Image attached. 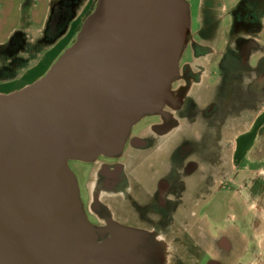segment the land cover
Wrapping results in <instances>:
<instances>
[{"label":"water","instance_id":"obj_1","mask_svg":"<svg viewBox=\"0 0 264 264\" xmlns=\"http://www.w3.org/2000/svg\"><path fill=\"white\" fill-rule=\"evenodd\" d=\"M189 0H97L35 81L0 93V264H165L153 231L92 222L70 160L122 155L147 115L181 106Z\"/></svg>","mask_w":264,"mask_h":264},{"label":"rangeland","instance_id":"obj_2","mask_svg":"<svg viewBox=\"0 0 264 264\" xmlns=\"http://www.w3.org/2000/svg\"><path fill=\"white\" fill-rule=\"evenodd\" d=\"M96 1L97 0H60L55 3L49 19L50 27L47 35L50 41L59 40L58 44L53 49L54 52L52 55H49V57H51L48 61L40 64V66L38 65L39 67L35 70L33 69L29 75L23 78L24 80L22 79L23 82L31 83L48 71L50 66L76 39L84 19L94 9ZM189 1L191 2L192 8V39L201 44L207 42L214 47L217 52L218 60L220 58L221 61H225L223 69L215 72L216 68L211 65L208 71L209 73L213 71V74L210 76H200V80L192 85V87L188 88L186 94L188 93L190 100H183L181 110L176 114L180 122L179 126L169 135L157 141L156 144L158 146L155 144L150 148L136 149L133 150L134 153L130 151L131 148H127L124 151V162L127 164L125 168L129 170L137 169L138 172L141 170L143 174H148L154 169L159 177H162L165 173H170L171 171L169 170L177 169L178 167L183 172L186 161L195 160L200 164L190 180L187 179L188 176L185 178L183 187L186 185L188 186V184L191 186L189 188V193L183 197L184 202L171 213L170 220L168 221L171 233L165 238L163 235L160 236L162 232L161 228L151 230L165 242V264H199L196 260L200 258L198 255L202 250L200 247H206L204 244V237L206 231H209V220L205 217L207 212L204 209L203 200H206V198L211 200L212 194L215 196V191L219 188V184L222 183L223 180H225V188L229 186L232 189H236L240 187V185H248L251 178L249 173L244 170H240L239 172L232 170L236 169L238 164L233 165L232 160L228 157H231V154L235 151L233 142L237 140L238 135L241 136L247 131L248 123L253 119V110L249 109L250 111L245 112V123L240 122L241 117L234 118V116L230 115V113L233 115L240 113L236 110L229 112L230 117L225 118L224 123L216 125L213 123L214 119H205L202 115L197 116L198 113L200 114L201 110L207 113L205 110L212 102H215L213 100L215 88L219 89V92L224 96L225 104H230L231 99L236 95L240 96L248 93L254 95L256 101L254 105L259 106L264 111V103L260 102L257 97L259 96L261 100L264 99V53L263 56L257 54L255 56L256 58L249 62L251 69L243 70L242 64L236 63L238 60L237 58L241 57L238 47L240 39H250L254 36L256 44L264 48V0H254L258 3V5H255V15L251 12L254 17L251 16V18L246 21L245 18L242 17H235L234 20H231V14L238 5L243 12V7H245V2H247V0ZM251 20L255 22L254 26L249 24ZM248 25L254 27V29H249L250 27ZM35 37L38 38L39 36L36 35ZM231 60L233 64H230ZM185 62H190L192 64V71L194 74L198 73L199 68L197 67L202 63L204 64L203 57L200 55L194 56L191 47L187 48L182 57L180 71H182V65ZM252 68L255 69V72L252 71ZM22 80L14 83V85L18 86ZM14 85L0 84V93L13 91L14 89L11 88H13ZM188 118H196L198 120L191 125L186 122ZM263 118L264 115H261V119ZM190 125L192 126L191 129ZM201 128L207 129L206 136H216L215 139L209 140L211 147L206 149L208 152H212L211 156L207 157V159H205V156H188L184 159L185 161L182 162L186 154L193 150V146L198 144V142H195L192 138L195 139L197 136L201 135ZM137 130L138 128H135V131ZM261 135L263 137L262 139H264V133H261ZM144 136H147V138H150V141L153 142V134L147 133ZM261 149L264 150L263 145H261ZM244 150H246V147L243 151ZM129 152L133 153L132 156L134 155L136 160L132 159V161H128L127 155H129ZM221 153L223 154L222 156L220 155ZM180 162H182L181 165L177 164ZM211 162H213V164L210 165ZM70 164L75 171H81L76 162L71 161ZM240 166L247 167L248 165L246 161H241ZM82 169L86 175L81 179L82 190L80 189V191L86 212L87 208L92 204V207L96 205V207L100 209L102 205H105L104 203L109 201L103 193L102 177L99 176V180L93 181L87 176V165ZM231 174H233V176H231ZM164 177L167 178L168 176L165 175ZM169 180L171 181V178ZM209 180H211V183L215 182L216 184L212 185ZM205 189H208V195L203 192ZM172 190L174 189L172 188ZM94 195L99 201L94 200ZM231 196L232 194L229 193L228 199H230ZM223 197L224 198L220 200L217 198L211 205L210 212L214 213V215L219 214L220 210L226 207V196ZM112 203L115 208L117 206L120 210L129 207L125 201H118L116 204L114 200ZM209 204L210 202L208 201V206ZM234 224L236 223L234 222L233 225ZM242 246L243 245L239 243L235 248L223 251V258L234 261L235 264H239L242 260L248 259V256L239 255L237 251L242 248ZM173 253H175L174 257L172 255ZM208 258V255L203 256V262Z\"/></svg>","mask_w":264,"mask_h":264},{"label":"flooded vegetation","instance_id":"obj_3","mask_svg":"<svg viewBox=\"0 0 264 264\" xmlns=\"http://www.w3.org/2000/svg\"><path fill=\"white\" fill-rule=\"evenodd\" d=\"M255 5H258L256 1L247 0V2H245V7H243V12L238 5L231 14L233 17L232 20H234L235 17H242L245 18L246 21L251 18V16L254 17L253 14L255 12ZM251 12H253V14ZM249 24L254 26L255 22L251 20ZM250 25H248L250 27L249 29H254V27H251ZM238 45L239 55L241 57L237 58L238 60L236 63H241L243 70H247L249 68L251 69L249 62L256 58L255 56L257 54L263 56L264 48L256 44L254 36L250 39H240ZM189 47H191L192 51L194 52V56L200 55L203 57L204 64L202 63L199 67H197L199 68L198 73L194 74V72L191 70L193 67L192 64L190 62L183 63L181 77L173 84V88H175L176 91L182 87H187L188 90L189 87H192V85L196 84V82L200 80V76L212 75L213 71L210 73L208 71L211 65L216 68V72L222 70L225 64L224 60L221 61L220 58L218 60L217 52L215 51L214 47H212L207 42H203L202 44H199V42L197 43L194 39H192V35L190 36L187 48ZM230 64H233L232 60L230 61ZM252 71H255V69L252 68ZM214 90L213 91L215 93L213 94V100L215 102H212L211 105L205 110L207 113L201 110L200 114L198 113L197 116L202 115L205 119H214L213 123L215 125L224 123L225 118L230 117V115L234 116V118L245 117L246 111L248 112L250 111L249 109H254V104L256 103L254 95H250L248 93L242 94L240 96L236 95L231 99L230 104H225L224 96L219 92V89L215 88ZM257 97L260 102L264 103V99L261 100L259 96ZM188 98L189 97L187 93L184 100H190V98ZM181 107L182 106H178L177 102L174 101L171 105L165 106L166 113L164 115H147L141 119L132 128L124 151L127 148H131L130 151L132 152L136 149L150 148L154 146L157 141H160L162 137H165L173 132L180 123L176 117V114L181 110ZM239 109L242 110L240 113L235 114L236 116L232 113L229 115L230 111L238 110L239 112ZM197 120L198 119L196 118H188L186 119V122L192 125L194 122H197ZM191 125L190 129L192 128ZM135 128H138V130L135 131ZM206 130V128H201V135L197 136L195 139L192 138V140H195V142H198V144L193 146V150L186 154V156L182 159V162L185 161L184 159L188 156H205V159H207L209 154H212V152H208L206 149L211 147L209 140L215 139L216 136H206ZM147 133L153 134V142L150 141V138L144 136ZM156 146L158 145L156 144ZM124 151L119 157L100 155L93 161L70 160V162H76L79 166V170H81L79 172L78 170L75 171V169L72 168L78 177L81 190V179L84 177V175H86L84 174L85 172L82 171V168L85 165H87L86 172L89 179L94 181L97 179L99 180V176L102 177L101 182L102 188L104 189L103 193L105 197L109 199V201L104 203L105 205H102L100 209H98L96 205L92 207L93 204L88 208L86 207L88 216L94 223H105L107 222L108 218H113L114 220H117L121 223L145 228L150 231L161 228L162 232L160 236L163 235L166 238V236L171 233V228L168 221L170 220L172 211H175L176 208L184 202L183 197L189 193V188L191 185L188 184V186L186 185L183 187L185 178L188 176L187 179L190 180L193 177V174L197 171L200 164L195 160L186 161L183 172L178 167L177 169L169 170L171 171L168 173L169 175L165 173L162 177H159L154 169H152L148 174H143L141 170L138 172L137 169L129 170L128 168H125L127 164L124 162ZM132 152H129V155H127L128 161H132V159L136 160V157L134 155L132 156L134 153ZM220 155L222 156L223 154L221 153ZM182 162L177 164L181 165ZM165 175L168 177H164ZM231 176H233V174H231ZM170 178L171 181L169 180ZM209 181L211 183V180ZM211 184L214 185L216 183L213 182ZM172 188L174 190H172ZM203 192L206 195L209 193L208 189H205ZM211 197L214 198L215 196L212 194ZM94 200H97L95 195ZM114 200L116 204L118 201H125L129 207L124 210L118 209L117 206L115 208L112 203ZM203 201L204 202L202 203H204V207H207L208 201L211 202V200L208 198ZM174 254L175 253L172 254L173 257Z\"/></svg>","mask_w":264,"mask_h":264},{"label":"crops","instance_id":"obj_4","mask_svg":"<svg viewBox=\"0 0 264 264\" xmlns=\"http://www.w3.org/2000/svg\"><path fill=\"white\" fill-rule=\"evenodd\" d=\"M57 1L60 0H0V84L14 85L51 57L49 55H52L59 40H48L47 33ZM36 35L39 37L36 38ZM23 80L11 89H19L29 83ZM258 107L254 105L253 119L248 123L247 131L233 142L235 151L228 157L233 165L238 164L232 170H244L251 178L248 185H240L236 189L229 186L226 189L223 180L209 206L204 207L209 231L204 237L206 247H200V258L196 260L199 264H235L224 259L222 253L239 243L243 245L237 250L239 255L249 257L241 264H264V150L261 149V145L264 146L261 135L264 133V118L261 119L264 111ZM240 122L245 123V117H241ZM241 161H246L248 166H240ZM229 193L232 194L230 199ZM223 196H226L227 208L214 215L210 207ZM234 222L237 225H233ZM205 255L209 258L203 262Z\"/></svg>","mask_w":264,"mask_h":264},{"label":"bare ground","instance_id":"obj_5","mask_svg":"<svg viewBox=\"0 0 264 264\" xmlns=\"http://www.w3.org/2000/svg\"><path fill=\"white\" fill-rule=\"evenodd\" d=\"M176 105V104H175ZM108 213V212H107ZM103 215V214H102ZM110 217V216H109Z\"/></svg>","mask_w":264,"mask_h":264}]
</instances>
